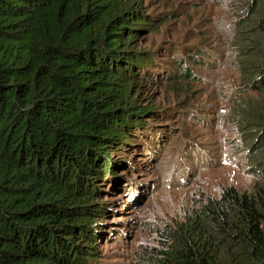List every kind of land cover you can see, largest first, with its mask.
Returning a JSON list of instances; mask_svg holds the SVG:
<instances>
[{"label":"trees","instance_id":"obj_1","mask_svg":"<svg viewBox=\"0 0 264 264\" xmlns=\"http://www.w3.org/2000/svg\"><path fill=\"white\" fill-rule=\"evenodd\" d=\"M259 3L251 0L241 16L258 19L246 31L260 56L243 82L257 96L236 119L256 135L254 175L264 174ZM158 14L142 0H0V264H102L108 233L101 220L111 203L130 202L104 199L106 190L128 191L111 186L126 164L113 151L144 152L148 140L165 136L147 118L164 111L138 101L166 70L158 50L143 44L164 22ZM180 60L164 81L194 77L188 66L176 73ZM196 207L152 264H264L262 185H227Z\"/></svg>","mask_w":264,"mask_h":264},{"label":"rangeland","instance_id":"obj_2","mask_svg":"<svg viewBox=\"0 0 264 264\" xmlns=\"http://www.w3.org/2000/svg\"><path fill=\"white\" fill-rule=\"evenodd\" d=\"M142 2L164 19L143 44L158 50L166 70L158 85L142 90L138 101L164 111V116L147 118L158 123L154 134L164 130L165 136L158 144L148 140L152 148L144 152L113 151L126 164L111 186L124 183L128 191L106 190L103 196L130 202L111 203L114 210L101 220L108 233L100 245L102 264H152L172 229L197 208V202L219 196L227 185L240 190L264 187V174L254 175L256 167L250 166L256 159V135L236 121L243 105L257 96L243 86L246 76L255 73L251 62L260 56L253 51L261 50L251 47L255 43L246 31L258 19L241 17L247 15L251 0ZM257 7L258 17L264 3ZM257 43L264 47V31ZM188 53L211 62L200 64L198 57L194 64L192 58L184 59ZM174 58L184 64L176 73L188 66L194 77L164 81Z\"/></svg>","mask_w":264,"mask_h":264}]
</instances>
